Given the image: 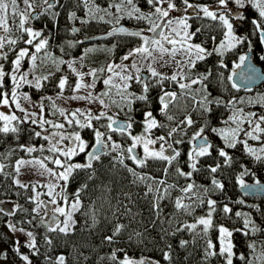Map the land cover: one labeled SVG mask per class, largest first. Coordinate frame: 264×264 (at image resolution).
I'll list each match as a JSON object with an SVG mask.
<instances>
[{
	"label": "snow or ice",
	"instance_id": "snow-or-ice-1",
	"mask_svg": "<svg viewBox=\"0 0 264 264\" xmlns=\"http://www.w3.org/2000/svg\"><path fill=\"white\" fill-rule=\"evenodd\" d=\"M78 2L86 10L85 16L69 12L70 21L87 24L90 20L104 21L105 15L115 17L117 22L124 17L143 21L146 28L136 31L113 28L106 34L137 37L141 41L139 46L129 49L119 63L109 62L99 68H89L87 72L80 71L85 66L80 63L77 68V63L93 49H85L79 60H64L51 50L52 36L45 35L47 25L41 29L28 26L43 15L53 20L58 18L60 13L56 9L63 7L61 0H42V3L22 0L23 8L20 0H0V109L6 110H0V137L11 136L16 141L15 145L0 151V196H7L8 190H13V194L23 200V203L13 202L10 209L0 207V218L7 217L4 226L13 237H25L23 244L20 239H14L11 251L22 264H33V257H42L43 264H69L65 254H52L57 245L50 234L71 237L78 225L82 231L95 234L94 230L103 223L106 234L101 237V245L107 246L110 252L99 255L96 264L105 260L109 264H161V259L165 264H174L177 247L187 252L185 262L198 251L199 264H212L213 260H217V264H236L237 261L264 264V240L257 238L264 233V228L253 215L258 213L264 222V209L256 204L247 205L244 199L233 200L219 178L237 163L229 150L237 149L238 145L253 164L264 165V111L248 110L257 106L264 109V95L225 99L214 94V81L223 84V74L215 73L211 67L203 71L197 68L213 56L219 58L216 61L219 68H227L224 58L237 49H246L236 55L233 66L235 69L247 67V71L239 74V79L244 90L251 91L248 85L258 78L251 67L255 52L253 38L264 49V0H232L235 9L228 8L229 0H217L218 10L183 0L185 12L191 9L195 18L211 20L221 30L219 40L210 35L199 43L195 41L207 26L193 31L189 23L191 16L171 17L170 13L177 10L174 0H145L147 11L138 6L136 0H109L107 7H101L95 0ZM249 7L256 13L249 21L250 32L238 34L237 25L248 20L241 10ZM13 27L19 35L12 34ZM145 32L153 35L148 37ZM74 46L72 41L68 42L69 48ZM60 52L64 54L63 47ZM258 58L264 61V54H259ZM48 63L55 66L56 72L66 64L76 77L75 84L69 85V77L62 75L55 84L59 89L55 97L41 96L34 101L29 93L20 90L27 86L41 91L55 76L51 71L38 72ZM157 65L174 70L169 75L159 71ZM235 75L233 72L226 79L232 89L239 91L237 83L233 82ZM85 77L91 80L86 81ZM98 82L102 83L103 91H96ZM135 86H139L138 90ZM66 87H70L71 95H64ZM154 89L158 92L152 97ZM60 99L65 103L83 101L100 107L96 112L91 108L72 110L57 105L56 100ZM153 101L157 107L153 106ZM221 107L228 115L219 120V126H214L211 117ZM49 108L50 111H46ZM120 114L123 120L118 119ZM135 125L141 128L138 134H133ZM196 125L199 127L190 134L188 130ZM85 130L92 134L91 146L82 135ZM206 130L219 137L223 146L214 144L205 134ZM24 133L28 134L29 141L43 143H19ZM113 133L130 143L114 140ZM184 144L189 146L186 153L180 147ZM19 152L29 158L21 156L12 163L7 162ZM82 154L84 162L81 163L76 158ZM104 157L109 158V173H126L123 178L127 180V187L142 189V193L137 191L134 198L131 190L121 187L115 197L111 196L112 182L106 183L108 177L103 172L98 174L96 168ZM206 157L211 158L212 163L202 164ZM24 168L34 169L33 174L42 179L22 181ZM239 168L236 183L245 194L264 191L258 179L254 185L245 183L244 176L255 175L251 168L244 163H240ZM81 173L83 181L70 191L71 184ZM197 175H202L207 183L197 182ZM89 192L100 195L90 196L85 203L84 195ZM138 200L149 204L150 218L146 223L138 219L141 213L133 211ZM7 203L6 199H0V205ZM169 205L172 211L165 212ZM237 205L251 211H234ZM18 215L22 217L20 220L12 219ZM227 221L240 226L230 228ZM134 224L141 227H133ZM18 225L43 229V232ZM153 230L155 236L151 235ZM180 234L188 238L177 240ZM236 234L244 238L246 252L237 250ZM125 236L128 243H135L143 250L151 244L159 251L161 259L146 255L136 258L129 256L124 248L114 247ZM0 239L6 240V237L0 234ZM174 240H177L176 247ZM22 247L28 251H21ZM8 259V251H0V260ZM75 259L77 264L80 259L87 264L89 257L77 252Z\"/></svg>",
	"mask_w": 264,
	"mask_h": 264
},
{
	"label": "trees",
	"instance_id": "trees-1",
	"mask_svg": "<svg viewBox=\"0 0 264 264\" xmlns=\"http://www.w3.org/2000/svg\"><path fill=\"white\" fill-rule=\"evenodd\" d=\"M22 0H20L21 2ZM97 4H99L101 7H107L109 0H95ZM38 3H42V0H39ZM136 3L138 6H140L143 10H148V5L145 3V0H136ZM174 3L177 5V10L179 11V15H184L186 13V16H191L189 19V23L192 25V30L195 31L197 27L201 26H207L205 29L203 35H200L197 37L196 41L199 43L201 40L205 39L206 37L210 35H214L219 40L221 38V30L219 26L208 19H197L195 18V15L193 14L191 9H188L187 12L184 10V4L183 0H174ZM189 3H192L194 5H210L213 10H215V7L217 6V0H189ZM61 4L63 7H57L56 11H59L60 15L58 18L53 20V18L49 15H43L40 16L39 19H33L30 23V25L35 29H41L44 28L45 25H47V28H45V35H51L52 40L50 41V46L53 54L55 56H63V59H73V58H79L85 51V49L91 48L93 51L88 52L87 55L84 57L83 62L93 66L94 68H99L101 66L106 65L110 61H114L117 58H119L126 50L131 49L139 44L140 39L137 37L128 36L126 34H115L113 36H107L102 39H96L93 41H87L86 39L92 36H95L100 33H104L109 29H112L113 27L117 26L118 24H124L128 28L131 29H140V28H146V24L143 21H136L134 19H129L127 17H124L123 19L117 20L115 17L107 16L105 15L104 21H97V20H90L87 24H81L79 20L70 21L68 19V13L69 12H76L78 17H84L85 16V9L82 5L79 4L78 0H61ZM114 11V9H113ZM245 12V15L248 17V20H245L241 24L237 25V33L238 34H246L250 32L251 25L249 23L250 19L255 17L256 13L254 10L251 9V7L247 8L246 10H241ZM191 13V15H187ZM99 15H104L103 13H100ZM178 15V14H177ZM75 27L76 29H79V31H75V33L72 32V28ZM149 33V32H146ZM13 35H19L18 32H16L15 27H13ZM152 36L153 34L150 33ZM72 41L75 46L69 48L68 42ZM253 44L255 45V52L252 57V61L259 65L262 68V71L264 72V61H261L258 56L259 54H264L263 49H261L260 45L258 44V41L253 38ZM113 45H115V48H113ZM23 46V45H21ZM209 46V45H205ZM63 47L65 52L62 54L60 52V48ZM111 49V51H109ZM246 49H237L236 53H229L225 58V63H227V68H219L216 64V61L219 59L216 56L210 57L207 61H204L201 64L197 65L198 70L203 71L206 68H213L214 72L219 74L222 73L223 77L225 78L223 84H217L214 81V88L216 89L214 94L221 95L225 99H228L229 97H242V94L252 91H264V82L255 87L252 88L251 91H245L243 89H240L239 91H236L235 89L231 88V84L227 81V77L232 74L233 70L235 69L233 66V61L236 60V55ZM12 57L10 56L9 59ZM26 63V62H25ZM9 65L6 64V68ZM48 71L54 72L55 76L52 78V80L39 92H37L33 88H29L25 86L22 88V90L28 92L30 96L34 99L40 98L41 96L45 94H50L55 91H57V88L55 87V84L58 80V78L62 75H65L67 73L65 65L61 66V70L59 72H56V68L51 63H48L46 66H42L40 69H38V72L46 74ZM7 83V81H6ZM139 86H135V89L138 90ZM158 92V89H154L151 93L152 97H155ZM45 104L47 105L48 102L45 101ZM139 106V105H137ZM153 106L157 107L155 105V101H153ZM256 110H259V106L255 108ZM116 111V109H113ZM46 111H50L49 109H46ZM260 111H264V109H260ZM228 115L227 111L224 108H218L213 113L211 120L212 124L214 126H219V120L221 118H226ZM137 118L139 119V114H137ZM158 119H161L160 117H157ZM118 119H124L123 114H120ZM104 123V122H101ZM27 127V125H25ZM199 125L194 126V128L189 129V133L191 134L198 128ZM103 130V129H102ZM141 131V128L139 125H135L133 129V134H138ZM209 136V139L216 145L223 146L222 141L219 137H217L215 134L211 133L210 131L206 130V133ZM84 138L89 141L90 146L92 143V134L90 131L85 130L84 133H82ZM113 139L117 140L118 142H126L130 143V141H127L126 138L121 137L118 133H113ZM26 142H32L35 144L43 143V141L40 140H34L29 141V136L27 133L22 134L21 139L19 143H26ZM16 141L11 137L2 138L0 137V151L5 150L9 145H15ZM184 153L187 152L189 146L187 144L180 146ZM242 146L237 147L235 150H229L230 153L236 158L237 163L233 166L232 169H227L224 171V174L220 176L226 186V192L229 197H231L233 200H237L239 198L244 199L248 201L251 205L256 204L260 205L262 209H264V197H246L244 195H241V193L238 191V184L236 183V177L241 171L239 168L240 163L246 164L249 168L252 169V171L255 173V175H247L244 176L243 179L248 182H253L258 179L260 182H264V165L260 164H253L250 159L246 156H244L243 152L241 151ZM34 155H39V153H35ZM213 155L215 156L216 153L214 152ZM29 158L26 156L23 152L15 153L11 158L10 161H7L9 163H12L15 161V159L19 157ZM184 158L182 154V159ZM102 164H97L96 168L98 170V174L103 172L106 174L108 179L105 180L106 183L112 182L111 187L113 191L111 192V196L115 197L117 193L119 192L120 188L123 187L125 191L131 190L134 194L137 191L142 193V189H136L132 188L129 189L127 187V180L124 179L127 174L123 172L118 173H109L108 172V164H109V158L104 157ZM78 162H84V156L83 154L76 158ZM128 163H131L128 161ZM202 164H208L212 163L211 158H204L201 161ZM51 167V165H49ZM150 171H155L154 168H150ZM185 171H187V168L185 167ZM158 174V172L156 173ZM196 180L199 183H207V180L204 179L202 175H197ZM83 181V173H81L79 176H77L76 181H74L70 186V191L75 190L76 187L79 186V182ZM15 191H18V189H15ZM100 195L99 192L93 193L89 192L84 195L85 203H87L88 198L91 196L92 198H95L96 196ZM0 199H6L8 201L5 205H0V207H6L11 208V204L13 202L19 201L23 203V200L21 198L16 197L13 194V190H8L7 196H0ZM115 201H113L114 203ZM28 207H31V205H27ZM133 211L141 213V215L138 217V219H141L145 221V223L150 218V208L149 204L145 200H138V202L133 206ZM172 208L169 205L167 208H165V212H171ZM198 214L199 211H198ZM254 217L257 219V223L261 225L262 228H264V222L260 220L258 213H253ZM21 216L13 217V220H20ZM4 219H7V217L0 218V234H3L6 237V240L0 239V246L3 248V251L7 250L9 253V259L6 261V264H22L21 261H19V258L11 251L10 245L12 243V240L10 239L9 235L2 229L4 226ZM77 219L80 220L81 218L79 215H77ZM228 227H239L240 224L237 223L236 225H233L230 221H228ZM21 227L28 228L31 231L34 232H43V229H37L33 228L28 225H18ZM5 227V226H4ZM133 227H141L140 225L134 224ZM6 228V227H5ZM95 234H92L88 231H82L80 226L78 225L77 230L75 234L71 237H64L61 235H57L56 233H51L50 235L54 238V243L57 245L54 249L52 254L56 255L59 253H63L66 256H68L69 264H77V261L75 257L77 256V252H83L84 255L89 257V260L87 261V264H96V261L98 259L99 255H105L110 252V249L107 246L101 245V237L106 234L105 233V226L102 223L100 226L97 227V229L94 230ZM152 236L156 235V231L153 230L151 233ZM185 238L188 237L185 234H180V237L177 238ZM213 238H215V233H213ZM258 239L264 240V233H261ZM39 239V237H38ZM177 240L173 241L174 247H176ZM235 241L237 243V250L238 251H244L246 252V247L244 246V238L241 237L239 234H236ZM243 241V242H242ZM25 242V241H24ZM24 242H21L22 244ZM42 242V241H41ZM73 245H75V249L73 248ZM114 247H122L124 248L129 256H133L136 258H139L141 255L151 256L155 259H161L159 251L154 249L151 244L148 245L147 250H143L142 247H138L135 243H128L125 238L121 241L120 244L115 245ZM21 251L27 252L28 250L26 248H21ZM43 251V249H42ZM187 255V252L185 250H181L177 247L176 254L174 256V264H199V257L200 253L194 252L192 256L189 257L188 261L185 262L184 257ZM122 258V254H121ZM33 264H43V258H37L33 257ZM79 264H84V261L80 259ZM102 264H109L107 260L103 261ZM161 264H165V262L161 259ZM212 264H217V260H213ZM236 264H239L237 261Z\"/></svg>",
	"mask_w": 264,
	"mask_h": 264
},
{
	"label": "rangeland",
	"instance_id": "rangeland-1",
	"mask_svg": "<svg viewBox=\"0 0 264 264\" xmlns=\"http://www.w3.org/2000/svg\"><path fill=\"white\" fill-rule=\"evenodd\" d=\"M38 1H39V0H37V3H38ZM20 3H21V8H23L22 1H21ZM228 8H229V9H235V8H236V5H235L234 3H232V0H229V2H228ZM215 10H218V9H217V6L215 7ZM187 11H188V10H187ZM177 14H178V15H177ZM184 15H186V13H184ZM187 15H191V13H189V14H187ZM170 16L173 17V18L180 16V15H179V11L176 10V11H174V12H171V13H170ZM145 35H147L148 37H151L150 32H149V33H146V32H145ZM140 43H141V41L139 42V44H140ZM139 44L136 45L135 47L139 46ZM133 48H134V47H133ZM128 50H129V49H128ZM128 50H126V51H125V52H124L119 58H117V59L114 60V61H110V62H116V63H119L121 57H122L123 55H125V54L128 52ZM76 59L79 60V58H76ZM65 60H71V59H65ZM80 63H83L84 66H85L84 68L79 69L80 71L87 72V70H88L89 68H94L93 66L91 67L90 65L86 64V63L83 62V61H79V62L77 63V65H76L77 68H79V64H80ZM24 67H25V68L28 67L27 62L24 64ZM65 68H66V71H67V73L65 74V76H68V77H69V85H74V84H75V81H76V77L72 74L71 70L67 67L66 64H65ZM157 68H158L159 71H161V72H165V73H168L169 75H170V74L172 73V71L174 70L173 67H160L159 65H157ZM85 80H86V81H90L91 78H90V77H85ZM103 90H104V87H103L102 83L98 82V83H97V87H96V91L99 92V91H103ZM20 91H22V92H26V91H24V90H22V89H21ZM58 91H59V89L57 88V91H55V92H53V93H50V94H45V95H43V96H52V97H55V95H56V93H57ZM26 93H28V92H26ZM29 95H30V94H29ZM64 95H65V96L71 95V89H70V87H66ZM258 95H264V91H252V92H247V93L242 94V97L247 98V97H254V96H258ZM31 99L35 101V100H38L39 98L34 99V98L31 97ZM21 103H22L25 107H28V104H27L25 101H23V99H21ZM56 104L59 105V106H61V107L70 108V109H72V110H74V109H76V108H78V107H79V108H91L93 112H96L97 109L100 107L98 104H91V105H89V104H87L86 102H83V101H70V102H68V103H65L63 99L56 100ZM0 110L6 111L5 109H0ZM248 110H256V109H248ZM113 111H114V110H113ZM256 111H260V109H259V110H256ZM110 114H111V113H110ZM102 122H104V121H102ZM249 143H255V142H253V141H249ZM137 151H142V149H137ZM25 159H28V158H25ZM34 171H35V170H34V169H31V168H24V169H22V175L20 176V179H21L22 181H26V182H27V181H33V182H34V181H36V180H41L42 178H41L40 176H38V175H34V174H33ZM245 183H246V181H245ZM239 199H241V198H239ZM245 202H246L247 205H251L248 201L245 200ZM49 207H51V206H49ZM235 210L251 211V209H249V208H247V207L241 208V206H239V205L235 206L234 211H235ZM41 211H42V213H43L44 210L42 209ZM225 223H226L227 226H228L229 222L227 221V222H225ZM2 229L7 233V235H9V237H10V239H11L12 241H13L14 239H16V238L20 239L21 242H24V241H25V237H24L23 235H19L18 237H13V235H12L11 233L8 232V229H7V228H5V227L3 226ZM0 251H3V248H2L1 246H0ZM0 264H6V261H4V260H0Z\"/></svg>",
	"mask_w": 264,
	"mask_h": 264
},
{
	"label": "water",
	"instance_id": "water-1",
	"mask_svg": "<svg viewBox=\"0 0 264 264\" xmlns=\"http://www.w3.org/2000/svg\"><path fill=\"white\" fill-rule=\"evenodd\" d=\"M120 27H124L126 28L128 31H136V29H131V28H128L127 26H125L124 24H118L117 26L113 27V28H120ZM112 28V29H113ZM73 29H76L75 27L72 28V32L75 33V31H73ZM112 29H109L107 30L106 32L104 33H100V34H97L95 36H92V37H89L87 38L86 40L87 41H93V40H96V39H102V38H105L107 37V33L108 32H111ZM117 34H121V33H117ZM264 51V49H263ZM251 67L255 70V73L257 75L258 78L254 79L249 85L248 87H250L251 89L252 88H255L259 85H261L263 82H264V72L262 71V68L255 64L252 60H251ZM247 67L245 68H242V69H234L233 72L236 73V75L233 77V82L237 83L238 87L240 89H245V86L240 82V79H239V74L243 71H247ZM232 72V73H233ZM122 120V119H120ZM248 185H254L253 182H248L246 183ZM261 186H264V182H260ZM238 191L242 194V195H245V196H249V197H253V196H257V197H264V191H254V192H248L247 194H245V190H242L240 188H238Z\"/></svg>",
	"mask_w": 264,
	"mask_h": 264
},
{
	"label": "flooded vegetation",
	"instance_id": "flooded-vegetation-1",
	"mask_svg": "<svg viewBox=\"0 0 264 264\" xmlns=\"http://www.w3.org/2000/svg\"><path fill=\"white\" fill-rule=\"evenodd\" d=\"M242 195V194H241ZM245 196V195H244ZM246 197H249V196H246ZM253 197H257V196H253ZM251 198V197H250Z\"/></svg>",
	"mask_w": 264,
	"mask_h": 264
},
{
	"label": "bare ground",
	"instance_id": "bare-ground-1",
	"mask_svg": "<svg viewBox=\"0 0 264 264\" xmlns=\"http://www.w3.org/2000/svg\"><path fill=\"white\" fill-rule=\"evenodd\" d=\"M243 242V241H242Z\"/></svg>",
	"mask_w": 264,
	"mask_h": 264
}]
</instances>
